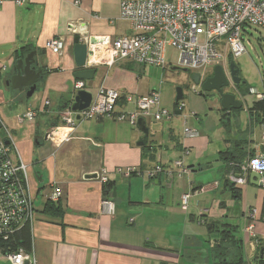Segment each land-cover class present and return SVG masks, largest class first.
Masks as SVG:
<instances>
[{"label":"crops","instance_id":"0c3cea01","mask_svg":"<svg viewBox=\"0 0 264 264\" xmlns=\"http://www.w3.org/2000/svg\"><path fill=\"white\" fill-rule=\"evenodd\" d=\"M121 1L32 0L23 6L13 2L0 5L1 123L7 127L2 115H8L17 100L8 96L10 90L6 86L15 73L16 61L35 52L37 68L46 73L37 87L36 92L41 97L35 105L20 111L19 107L24 103L19 101L17 104L21 105L14 107L16 110L11 115L17 126L10 130L15 135L14 140H18L25 130L17 123L18 117L28 109L37 112L35 121L26 124L36 127L34 146H46L42 156L37 154L40 157L34 160L32 172L28 168L31 193L39 205L32 234V254L36 264H213V246L206 222L214 220H221L234 231L235 238L240 241L241 264H264V259L260 258V251L264 249V190L258 181L250 182L248 178L246 186L236 188L241 192L240 198H233L225 183L228 159L220 155L226 151L244 153L242 161L245 162L264 153V116L249 115L248 110L256 101L250 97L248 104L246 99L251 95H242L244 89L240 85L234 86L233 91L243 103L240 110L245 108L248 133L244 140H236V134L231 130V112H223L218 132L224 147L218 151L210 150L211 141L201 131V122L196 120V114L194 117L184 113L186 108L164 125L148 119L159 129L167 128L169 144L166 146L160 145L148 130L147 146L137 147L142 135L127 122L111 125L109 119L79 120L73 131H63L68 135V141L57 146L45 141L47 144L41 145L40 128L45 126L46 132L62 128L61 113L72 104L73 74L78 71L73 47L80 42L70 31L71 26L84 30L90 37L116 39L127 36L130 26L120 16ZM251 30L264 39V30L258 28H246L243 35L251 36ZM53 39L63 40L60 56L45 48V44ZM144 68L129 60L118 61L111 68L98 67L95 71L100 70L99 77L90 86L95 94L100 88L117 91L121 100L128 95L144 96L149 91L142 92L138 88ZM248 89L264 95V87L258 91L252 86ZM176 121L179 125L183 122L178 129L173 125ZM103 124L106 125L101 128ZM111 128L116 130L113 136L110 135ZM184 128L194 130L197 136L185 137ZM229 134L234 135L232 140ZM186 151L188 154L184 155ZM18 152L23 161L19 149ZM177 160H182L188 173L172 180L164 175L153 180L146 178L144 172L156 165L177 172L173 167ZM210 160L223 164L222 187L221 182L205 185L196 181L203 167L200 163L206 162V166L212 168ZM117 168L134 169L141 175L124 178L116 173ZM101 170H105L111 184L108 190L103 189L99 179L84 180L85 175ZM53 188L62 193L55 204L60 212L43 214ZM188 193H194L191 199L202 201L195 206L188 201L187 208L183 209L180 200ZM225 196L227 198L222 199ZM105 200L114 204L113 216L103 210ZM249 212H255L253 237L244 231ZM235 255L237 251H229L230 258Z\"/></svg>","mask_w":264,"mask_h":264},{"label":"built area","instance_id":"2783aa9c","mask_svg":"<svg viewBox=\"0 0 264 264\" xmlns=\"http://www.w3.org/2000/svg\"><path fill=\"white\" fill-rule=\"evenodd\" d=\"M32 0H0V5L13 2L23 6ZM120 16L130 26V34L111 39L109 37H90L84 30L71 26L70 31L79 37L80 44L87 45V58L83 70H96L98 67L111 68L121 60H129L141 67L166 68V51L172 47L178 52L176 67L198 74L200 84L206 79L207 69L221 67L228 73L230 60L241 57L246 49L242 35L246 28L264 30V0H122ZM95 43H92V41ZM46 50L60 56L63 51V40L53 39L45 44ZM192 84V91L197 93ZM86 81L75 80L73 93L85 90ZM86 91V90H85ZM249 94L255 101L264 99L263 94L252 90ZM198 95L199 92H198ZM117 91L100 88L92 95L88 109L71 113L70 107L61 113L62 128H52L47 132V141L57 146L69 140L64 130L73 131L75 117L80 120L109 119L114 122H127L136 127L137 120L142 118L154 122L169 121L181 113L185 105L179 102L177 107L167 111L160 107L159 93L150 91L144 96L128 95L123 100ZM49 105L48 102L45 103ZM127 106L134 107V112L126 114ZM192 116L195 117L194 114ZM37 117L35 110L28 109L17 119L19 125L33 123ZM184 136L194 138V130L184 128ZM90 143L95 146L93 142ZM264 143V134H263ZM188 152H184L187 155ZM177 172L165 170L156 165L144 172L148 180L164 175L168 180L188 173L183 168L182 160L173 163ZM116 173L124 178L141 175L134 169H118ZM251 173L258 174L259 185L264 190V153L250 158L240 165H230L225 175L227 183L235 188L248 184ZM102 185L108 183L105 170L96 173ZM62 193L53 188L48 201L56 204ZM189 194L181 197L180 205L187 208ZM103 210L109 216L114 215V204L102 202ZM255 212H249L248 224L244 231L253 237L252 221ZM37 218L34 196L31 193L28 167L19 155L12 131L0 122V236H7L15 229L29 225L34 229ZM249 220V221H248ZM216 235V233H214ZM0 260L8 264H36L32 252L22 250L8 255H0Z\"/></svg>","mask_w":264,"mask_h":264},{"label":"rangeland","instance_id":"374dc122","mask_svg":"<svg viewBox=\"0 0 264 264\" xmlns=\"http://www.w3.org/2000/svg\"><path fill=\"white\" fill-rule=\"evenodd\" d=\"M251 36H247L246 34L242 35L243 44L245 46V53L242 57L238 59H234L233 62L235 63L236 67L239 69V76L242 82L240 88L247 89L249 86H252L254 91H258L259 89H263L264 87V39H261L257 33L251 30ZM261 34H263L261 32ZM178 60V52L176 49L169 47L166 51V68L164 70L155 67H146L143 69V73L140 74L138 80V88L142 92H150L156 91L159 93L160 97V107L167 110L172 111L174 104H175V97H176V90L182 89L183 92V104L185 105L184 113H188V115L196 114V120L201 122L200 127L203 134L208 137L211 141L210 143V150H217L223 149L224 141L221 134L218 132L219 120L220 116L223 115V110L220 106V97L216 92L205 93L201 90V85L196 86L197 93H194L191 89L192 87V80L191 74L193 72L184 73L182 70H176V64ZM99 71L95 74V77L92 81L86 82L85 90L88 91L90 94L95 95L94 91L92 90L91 86L99 77ZM213 75V67L207 69L206 78L211 77ZM245 83V85H243ZM95 84V83H94ZM39 85V84H38ZM234 86L229 85L227 88H223V93L232 94L236 97L237 100L238 96L233 91ZM198 92L200 95H198ZM8 96L10 95L13 98L15 103L14 106L11 107V110L8 112V115H2L4 122L7 125V129L10 131L13 127L17 126L14 124V120L12 115H14V111L16 110L14 107H18L22 103L24 106L19 107L20 111H23L26 107H33L41 97L40 93L35 92V94L30 98H26V91H9ZM248 95V94H247ZM253 96L247 97L246 101L249 104L251 98ZM20 101L21 104H17ZM241 101V100H240ZM242 102V101H241ZM27 103V104H26ZM243 105V103H242ZM134 112L132 106H128L125 110L126 114H131ZM12 114V115H11ZM11 115V116H10ZM5 118V119H4ZM175 119V118H174ZM108 121V119H105ZM246 112L245 108L240 111H231L230 113V122H231V130L234 131L236 134V140H244L246 137V133L248 126L246 127ZM221 121V120H220ZM11 122V124H8ZM111 122L113 124H119L118 122ZM108 123V122H107ZM167 123V121H163L162 125ZM176 129L180 128L179 126L183 123L176 121L173 122ZM13 124V125H12ZM92 124V123H91ZM129 124V123H128ZM106 124L100 125L103 128ZM110 126V124L108 123ZM159 125V124H158ZM25 130L22 133L21 138L18 140L16 139V145L21 153L22 159L24 163L28 166L29 172H32L33 162L34 160H38L43 150L46 149V146L35 147L34 146V137L36 135V127L35 126H28L25 124L23 125ZM146 126L149 130L150 135L154 134L157 141L160 145H168V130L165 127H161L160 129L151 121H146ZM45 126L40 128L41 136H40V143L41 145H46L47 142L44 141V135L47 134ZM113 127V126H112ZM132 127V126H131ZM133 130L137 133V129L135 126L132 127ZM189 128V127H188ZM17 129V128H16ZM19 129V128H18ZM17 129V130H18ZM16 130V131H17ZM223 131V130H222ZM115 128H111L110 135L113 136L115 133ZM13 136L14 133L12 132ZM248 135V134H247ZM234 135L229 134L230 140L233 139ZM228 138V139H229ZM38 154V155H37ZM42 156V154H41ZM214 160H210V163L213 164L212 168H208L206 166V162L200 163L202 167V171L196 177V181L201 184L207 185L208 183L214 184L221 182L222 187V171L221 168L223 164L221 162H213ZM208 162V161H207ZM219 163V164H218ZM125 170L127 168H117ZM31 174V173H30ZM189 203L192 206L197 205L201 199H191L194 193H188ZM227 198L225 196L222 199ZM209 205V203H208ZM39 207L37 203H35V208ZM210 240L213 241L217 238L216 235L209 236ZM0 264H8L5 261L0 260Z\"/></svg>","mask_w":264,"mask_h":264},{"label":"water","instance_id":"95a60500","mask_svg":"<svg viewBox=\"0 0 264 264\" xmlns=\"http://www.w3.org/2000/svg\"><path fill=\"white\" fill-rule=\"evenodd\" d=\"M92 43H95L93 40ZM87 45L86 44H76L73 47V58L74 64L78 69L77 72L73 74L75 80L80 81H92L96 73L95 70H83L85 66V61L87 58ZM36 53L31 52L27 54L24 58L19 59L15 63V73L6 82V86L10 91H23L26 90V98L30 99L32 95L36 92L39 82L45 77L46 73L37 68L38 61L36 59ZM176 70H179L177 67ZM184 73H188L187 70H182ZM191 80L195 85L200 84V77L198 74H191ZM241 79L239 76V69L236 67L235 63L231 61L228 66V73H226L221 67H215L213 69V75L206 78L201 84V90L205 93L216 92L220 97V106L225 112L238 111L242 108V102L237 100L232 94L223 93V88H227L229 85L235 87L241 85ZM183 100L182 89L176 90L175 104H178ZM92 102V94L85 90L77 91L72 100L70 107L71 113L83 112L89 108ZM76 121L80 120L79 116L75 117ZM137 131L142 135L138 140L137 147H146L148 143V128L146 126V121L142 118L137 120L136 123ZM44 141H47V134L44 137ZM98 179L97 174H88L84 176V180H96ZM260 176L255 173H251L249 176V181H258ZM260 186V185H259ZM261 187V186H260ZM260 258L264 259V249L260 251Z\"/></svg>","mask_w":264,"mask_h":264},{"label":"trees","instance_id":"16d2710c","mask_svg":"<svg viewBox=\"0 0 264 264\" xmlns=\"http://www.w3.org/2000/svg\"><path fill=\"white\" fill-rule=\"evenodd\" d=\"M25 57V56H24ZM232 60H230L231 62ZM249 94V89H244L242 95ZM177 107V104H174V108ZM249 115L257 113L264 116V99L261 101H256L252 107L248 110ZM224 113H226L223 110ZM222 158L227 157L228 159V171L230 165H240L245 156L244 153L236 154L234 152H224L220 154ZM237 156V157H236ZM226 181V180H225ZM228 190L231 192L233 198H240V190L229 185L227 181L225 182ZM111 188V184L107 183L103 185L104 190ZM59 207L49 201L43 207V214L54 215L59 213ZM263 212H264V203H263ZM206 229L209 236L216 233L217 238L212 242V256L214 263L213 264H241V259L238 253L241 251L240 241L237 240L234 236V231L227 228V226L221 220L206 222ZM32 234L33 230L29 225L21 226L14 230L13 233L7 234V236H0V255H8L16 253L20 250L31 253L32 252ZM237 251V255L229 257V251ZM230 258V259H229Z\"/></svg>","mask_w":264,"mask_h":264},{"label":"flooded vegetation","instance_id":"af4514ba","mask_svg":"<svg viewBox=\"0 0 264 264\" xmlns=\"http://www.w3.org/2000/svg\"><path fill=\"white\" fill-rule=\"evenodd\" d=\"M26 91V90H25Z\"/></svg>","mask_w":264,"mask_h":264}]
</instances>
